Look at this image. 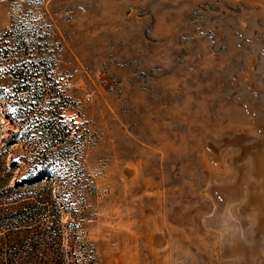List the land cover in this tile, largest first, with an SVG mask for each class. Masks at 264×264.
Returning a JSON list of instances; mask_svg holds the SVG:
<instances>
[{
    "label": "rangeland",
    "instance_id": "1",
    "mask_svg": "<svg viewBox=\"0 0 264 264\" xmlns=\"http://www.w3.org/2000/svg\"><path fill=\"white\" fill-rule=\"evenodd\" d=\"M60 254L264 264V0H0V264Z\"/></svg>",
    "mask_w": 264,
    "mask_h": 264
},
{
    "label": "trees",
    "instance_id": "2",
    "mask_svg": "<svg viewBox=\"0 0 264 264\" xmlns=\"http://www.w3.org/2000/svg\"><path fill=\"white\" fill-rule=\"evenodd\" d=\"M46 254H48V253H46ZM62 256H64V254H60L59 257H58V259L55 260V262H53V264H67V262L62 261ZM70 257H72L71 260H70V263L71 264H80L79 262H77V261L74 260L73 255L72 256L70 255ZM49 262L52 263L51 260Z\"/></svg>",
    "mask_w": 264,
    "mask_h": 264
}]
</instances>
